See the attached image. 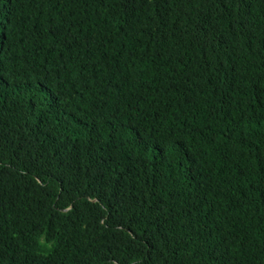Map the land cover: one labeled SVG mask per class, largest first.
<instances>
[{
  "label": "trees",
  "instance_id": "obj_1",
  "mask_svg": "<svg viewBox=\"0 0 264 264\" xmlns=\"http://www.w3.org/2000/svg\"><path fill=\"white\" fill-rule=\"evenodd\" d=\"M0 264H264V0H0Z\"/></svg>",
  "mask_w": 264,
  "mask_h": 264
}]
</instances>
